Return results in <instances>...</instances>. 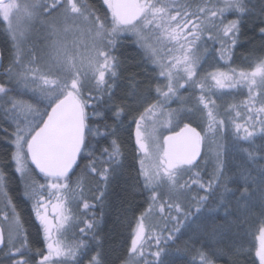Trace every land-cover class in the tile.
Listing matches in <instances>:
<instances>
[{
	"label": "snow or ice",
	"instance_id": "snow-or-ice-1",
	"mask_svg": "<svg viewBox=\"0 0 264 264\" xmlns=\"http://www.w3.org/2000/svg\"><path fill=\"white\" fill-rule=\"evenodd\" d=\"M250 2L200 0L194 5L193 0H103L107 11L98 14L84 0H0V26H5L14 49L10 63L0 73L6 78L0 82V113L14 121L8 134L9 162L0 165V244L5 243L6 231L5 259L30 264L31 241L4 190L3 169L14 167L24 196L32 201L39 222L37 236L43 238V248L35 250L39 257L35 264H80V257L91 249L83 238L69 243L67 237L83 223L81 236L93 233L95 239L96 222L80 219L95 207L85 194L86 185L89 178L95 181L98 194L93 198L103 204L124 166L117 132L125 116L137 113L131 122L135 124L139 167H134L131 179L134 187L142 185L150 195L148 208L132 226L125 264H176L188 253L192 255L188 264H214L212 257L222 254V249L205 251L208 242L233 229L240 236L234 254L243 253L245 241L240 234L257 205L259 227L253 221L246 234L258 232L255 256L264 264V165L240 167L242 184L229 188L232 178L225 174L229 145L220 143L229 135L233 146L247 142L250 148L243 151L248 160L264 149V145L252 147L258 136L264 139V55L245 57L247 68L230 66L243 18L255 8H249ZM259 13L264 14V0ZM228 14L237 18L229 20ZM37 22L44 43L25 49ZM126 33L136 37L144 52V71L131 74L127 90L117 96L125 69L115 52ZM260 34L264 37V27ZM207 41L219 43L215 51L219 61H225L223 65L219 61L208 64L211 70L204 68L211 55ZM149 63L154 66L150 76ZM137 75H144L147 84L137 80ZM243 88L247 97L242 105L231 104L221 114L217 100ZM181 89H192V95L181 97ZM23 95L34 102L18 98ZM174 98L181 107H170ZM108 119L113 120L111 127L101 123ZM109 136L116 138L98 154L96 147H90V137L98 146ZM210 144H215V167L205 184L201 158ZM86 150L89 163L73 182L72 175ZM219 187L231 194L235 210L222 193L217 207H224V219L209 221L207 204ZM73 206L83 211L77 214ZM185 230L191 234L183 249L170 251ZM251 246L248 242L249 249ZM146 255L154 259L147 260ZM88 264H105L99 242Z\"/></svg>",
	"mask_w": 264,
	"mask_h": 264
},
{
	"label": "trees",
	"instance_id": "trees-1",
	"mask_svg": "<svg viewBox=\"0 0 264 264\" xmlns=\"http://www.w3.org/2000/svg\"><path fill=\"white\" fill-rule=\"evenodd\" d=\"M84 2L97 10L98 14H103L107 11V7L103 4V0H84ZM199 2L200 0H193L194 5ZM261 2L262 0H251L249 3V8H253V5L255 8L253 9L252 14L243 18L238 44L233 49L234 55L230 61L231 67L247 68L248 62L244 60L245 57L264 55V37L260 34V28L264 27V24L260 23V20L264 19V14L259 13ZM236 18V15L233 14H228L227 16V19L229 20ZM42 36L43 29L41 28L40 23L37 22L28 37V42L24 45L25 49L30 47L32 44H36L37 46L42 45L44 43ZM84 39L87 40L86 35ZM205 40H207V34H205ZM118 45L119 46L117 47L115 54L118 56L122 64V68L125 70L121 71V76L118 81L120 87L116 89L117 96L127 90V86L129 84L128 77L131 74L142 73L144 71V52L136 43V37L131 33H126L118 42ZM206 47L209 51H211V55L208 57V62L205 63L204 68L205 70H211L208 68V64L219 61V53L215 51V49H218L220 45L219 43H215V45H213L212 41H207ZM203 50L204 46L202 45L201 51ZM0 52L2 56V67L0 73H2L3 69L10 63V59L14 54L13 44L5 30V26H0ZM219 63L223 65L225 61H219ZM153 67L154 66L150 63L147 65L149 76L152 75L150 70ZM202 75L203 71L201 72V76ZM5 79V77L0 75V82L5 81ZM137 80H142L145 85L147 84V79L144 75H137ZM161 83H163V81H161ZM154 85L155 81H153V87ZM5 86L12 87V85L7 84H5ZM192 92V89H188L187 91L181 89L180 95L181 97L187 98L192 95ZM232 93L233 94L224 96L217 100V104L221 106V114H223L224 110L231 104L242 105V101H244L247 97L246 88L232 90ZM18 98L28 102H34L30 100L28 95L19 96ZM153 98H155V92H153ZM170 107L172 109L181 107L180 101L175 99L170 104ZM134 115L138 114L130 113L125 116L123 118L124 123L117 132L118 142L121 144V151L124 155V166L121 170L119 178L113 181L110 186L109 194L106 196L103 204L98 203L93 198L95 194H98L95 192V181L89 178V182L86 185L85 194L88 197L89 202L94 204L95 207L88 209L84 215L80 217V219L94 220L96 222L97 229L95 232V239H93V233H87L83 237L81 236L79 228L84 227L83 223H80L77 228L68 233L67 238L69 243H76L83 238L91 249V251H88L86 255H82L80 257V264H88V261L97 250V242H99L100 246L103 248L105 254V264H125L128 256L127 249L131 242L132 226L135 225L136 217L148 208V196L150 194L142 190V185L134 187V181L131 179V177L135 175L134 167L136 170H138L139 167L137 163L134 135L135 124L131 122ZM109 116H111V114H109ZM101 123H107L111 127L113 125V120L108 119L107 121H102ZM13 124L14 121L5 118L3 113H0V165L5 162H9L12 147L8 134L11 132ZM182 126L183 124L181 123L180 127ZM229 127L231 128V125H229ZM178 129L179 127L175 130ZM101 131H103V128H101ZM164 134H168V132H165ZM114 138L116 137L109 136L107 140H101L100 144L97 146L95 144V140L90 137V147H96L98 154L99 149L107 147ZM220 143H227L229 145L226 157L225 173L227 176L232 178L228 183L229 188L236 189L238 185L242 184V180L238 176L240 167L257 168L264 165V149L257 152L252 160H248L246 153L243 151L245 148H250V145L247 142L241 141L239 145L233 146L231 143V136L229 135L224 140H221ZM261 145H264V139H261L258 136L255 141V146L252 147H259ZM204 153L205 155L201 158V175L203 177V182L207 184V182L212 179L215 167V144L205 146ZM84 156V159H79V167L75 169V172L72 175L73 182L76 181L77 177L81 175L82 169H84V167L89 163L87 150L85 151ZM3 171L6 173L7 180L6 188L4 190L7 191L8 196L11 197L13 204L16 206V212L19 213L21 222L26 230L29 240L31 241V253L29 254V259L30 264H35L36 260L39 259V257L35 256V250L37 248H43V238L42 235L39 237L37 236L39 222L36 221L32 208V201L28 200L24 196L23 185L19 174L15 173L14 167L4 168ZM184 179H188V177L186 176ZM87 189L92 190L88 191ZM222 193H224L223 187L216 188L214 195H212L209 199L205 213L209 221H211L213 217H215L217 222H221L224 219V207H217ZM199 194L205 195V192L200 190ZM224 195L227 200L232 201L233 210H235V202L231 194L224 193ZM0 207H3L2 203H0ZM73 210L77 214L83 211L82 208H75V206H73ZM207 210L214 211L208 212ZM10 211L11 210L9 209V212ZM193 211H195V205H193ZM253 221H255V228H258V205L257 208L253 210V215L249 217V222L245 225L244 232L240 234L243 236L245 241L244 246L246 251L243 253L234 254L240 239V236L237 235L235 229H233L232 232H224L214 240L208 242V248H205V251H208L209 248L212 250L222 249V254L212 257L214 259V264H253V261L255 264H259V259L255 256V247L257 246L255 235H258V232H255V235L252 236L246 234L251 228ZM167 234L168 233L165 232V235ZM190 234L191 232L189 230H185V235L181 236V238L172 245L170 251L175 252L177 248L183 249L184 243ZM37 239H39V243H36ZM248 242L252 245L250 249L248 248ZM6 245L7 239L5 231V244L2 248L3 251H0V264H12V261L5 259L3 255V252L8 251ZM196 247H200V245L197 244ZM155 250L156 249L153 247L152 251ZM191 258V253L182 255V258L177 260L176 264H188V261L191 260ZM15 259H20V257L16 256ZM146 259L152 260L154 258L146 255ZM169 259H172V257H169ZM141 264H144V261H141Z\"/></svg>",
	"mask_w": 264,
	"mask_h": 264
},
{
	"label": "water",
	"instance_id": "water-1",
	"mask_svg": "<svg viewBox=\"0 0 264 264\" xmlns=\"http://www.w3.org/2000/svg\"><path fill=\"white\" fill-rule=\"evenodd\" d=\"M0 61H2V56H1V52H0ZM0 70H1V67H0ZM176 131H179V129L178 130H176ZM169 134V133H168ZM167 135V134H166ZM5 244V243H4ZM4 244H0V249H2L3 247H4Z\"/></svg>",
	"mask_w": 264,
	"mask_h": 264
},
{
	"label": "rangeland",
	"instance_id": "rangeland-1",
	"mask_svg": "<svg viewBox=\"0 0 264 264\" xmlns=\"http://www.w3.org/2000/svg\"><path fill=\"white\" fill-rule=\"evenodd\" d=\"M174 100H175V98L173 99V101H174ZM173 101H172V102H173ZM172 102H170V104H171ZM165 135H166V134H165ZM257 245H258V241H257Z\"/></svg>",
	"mask_w": 264,
	"mask_h": 264
}]
</instances>
